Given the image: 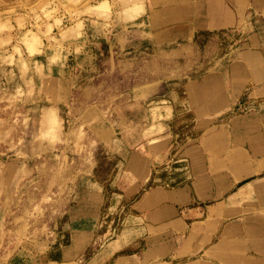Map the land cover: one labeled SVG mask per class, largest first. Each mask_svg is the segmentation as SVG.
Here are the masks:
<instances>
[{
	"label": "rangeland",
	"instance_id": "obj_1",
	"mask_svg": "<svg viewBox=\"0 0 264 264\" xmlns=\"http://www.w3.org/2000/svg\"><path fill=\"white\" fill-rule=\"evenodd\" d=\"M100 1L13 0V9L0 12V264H260V204L239 203L231 212L228 202L214 201L202 208L205 213L183 206L180 216L192 224L175 249L164 247L173 239L167 228L166 234L158 232L159 249L109 261L108 246L125 229L124 212L119 215L124 204L115 209L113 203L115 211L107 217L109 201L101 207L99 187L92 183L110 180V197L119 191L116 180L133 186L140 179L137 197L152 184H144L150 170L142 169L143 160L152 157L158 172L153 189L163 187L173 196L182 187L175 174L188 170L187 161L174 162L191 158L185 149L198 145L200 163L207 162L211 175L230 163L264 162L261 125L251 131L250 154L229 151L238 144L239 119L256 108H235L227 99L228 73L240 69L244 52L264 56V0H228L237 8L238 26L195 34L173 27L181 19V11L173 9L176 0H143L139 16L123 0H109V13L86 11ZM188 14L192 24L196 11ZM79 21V36L63 34ZM47 24L53 39L43 34ZM26 29L41 32L40 55L31 57L20 41ZM54 46L66 58L52 63ZM196 88L205 101L200 107L192 102L189 113L178 106L170 131L179 138L171 149L170 140L162 150L155 148L151 142L162 139L163 122L172 115L155 118L152 110L181 104L188 95L194 99ZM259 107L256 112L263 114L264 105ZM159 124L162 130H151ZM116 165L123 173L110 177ZM162 173L168 175L161 178ZM85 233L91 238L87 248L79 251L78 238L71 246L75 234Z\"/></svg>",
	"mask_w": 264,
	"mask_h": 264
},
{
	"label": "crops",
	"instance_id": "obj_2",
	"mask_svg": "<svg viewBox=\"0 0 264 264\" xmlns=\"http://www.w3.org/2000/svg\"><path fill=\"white\" fill-rule=\"evenodd\" d=\"M81 1L82 0H72L75 5L79 4ZM123 1L126 3H132L133 11L137 14V16L145 12L143 0ZM150 1L151 4L153 2L157 4L158 1L162 0ZM173 1L175 0H172V2ZM189 1L190 0H176L177 4L173 9L181 11V13H179L181 19L175 22L173 27L181 29L186 28L187 31H192L193 34H195L206 31L233 29L237 27L240 22L237 8H235V6L228 0H193L191 3ZM15 5L16 3H14L13 0H0V12L6 10L8 7L13 9ZM19 8L20 7H18V9ZM191 8L196 11V18L192 24L188 22V18L191 16L188 12ZM19 10H22V8ZM110 10L111 5L109 0H102L99 3L88 7L86 11L93 13H109ZM57 24H60V21H58ZM82 28L83 22L79 21L74 26L64 30L63 34L75 32L79 36ZM1 29H3V27L0 25V30ZM52 30L53 26L51 24H47V30L43 31L44 36H49V38L53 39L54 37H51L50 35ZM20 41L25 45L31 57L40 55L43 52L44 43L41 32H35L33 29H26L22 36H20ZM28 48H32V51ZM15 50L20 56V59H23L22 47L17 45L15 46ZM50 54L52 55V63L66 58V55L62 53V49H59V46L52 47ZM10 57V59L13 60V54H11ZM23 62L26 65L24 59ZM241 70L243 72L238 73ZM228 77L229 84L227 99L230 100V103L235 108L238 106L252 108L253 106V108H256L257 110L258 106L262 107V105H264V98L261 97H264V56L260 51L244 52V58H242V62L240 63V69L237 67L231 69L230 73H228ZM195 90L196 93L194 95V99H191V96L188 95V98L181 104L169 102V104L162 106L161 108H154L152 110V114L155 118L164 117V114L169 113L172 115L171 119H166L163 122V125L166 126V133L162 136V139H154L151 142L154 143L155 148L162 150L167 146L168 141L170 140L167 149H171L176 140L179 138V134H175L170 131L173 119L177 115L178 106L181 105L182 107H185L186 112L189 113L190 109H188V107L192 102H194L193 106L196 105L197 107H200L202 104H200V102L205 101V95L202 88H196ZM214 92L217 91L214 90ZM259 92H261V94H259ZM262 102L263 104H261ZM159 109L160 111H158ZM256 110L254 111L255 113L247 114L239 119L242 121L243 125L241 126L239 132L236 131L237 136L234 137L238 144L230 148L229 151H232L231 149L234 148L238 149L240 153H242V150H245L244 153H247L248 147L250 148V146H248V142H250V138L253 135L251 131H253L254 128H258L259 125L264 126V113H258ZM258 115L261 116L262 119L259 118ZM162 128V125L159 124L154 125L151 130L160 131ZM166 150H164L163 153H165ZM185 150L190 153L189 155L191 158H183L182 160H178L174 163L177 164L180 161H187L188 170L185 172L184 169L186 168L178 169L181 170V173L175 174L176 179L182 187L171 192L173 196H168L166 191H161L163 187L156 186L153 189L155 186L154 183L157 179L152 178H156L158 172L155 170L157 165H153L155 162L152 157H146L142 162L143 171H146L148 168L150 170L148 175L150 178L147 179L144 184L148 183V181H152V184L149 188L144 189V191L148 190L146 193H139L137 197H135V194L138 192V189H141L143 183L140 179H137V184H133V186H128L129 183L127 180H124V178L116 180L114 187L117 185L119 191L117 193L113 192L110 197H106L107 189L112 185L109 183L110 180L104 182L96 181L95 183H92L93 186L97 185L99 187V201L101 202V207L105 206L109 201L110 206L108 207L109 212L107 217H110V215H112L111 213L115 211L111 212L113 203L115 204V209L119 208L122 203L125 205L120 208L119 213L121 216L124 212L123 226H125V229L121 231V234L117 237L118 239L113 241L108 246L109 251H111L108 255L109 261L115 258H132L137 256V254L143 250L159 249L160 246L155 244V240L160 238L158 232L166 234L168 232L167 228L169 233L173 234V239L170 244L165 242L164 247L175 249L176 243L179 239H184L186 237V233H188L192 224L189 222L188 218L180 216L182 213L180 210L183 206L192 205L195 208L193 210H201L205 213V210L202 208H207L208 206H206V204L212 201L217 202V206L224 203L227 204L228 202L231 212L234 211V209H237V211L239 210V208H236L239 203H246L249 205L260 204V209L262 210L263 215L261 220L264 224V177H260L264 176V162H262V160L257 161V163H243L242 165H239L238 163H230V165H226V167L221 166L214 174L211 175L207 162L203 165L200 163L201 156L199 145ZM184 151L182 152L183 155ZM139 155V152H136L134 155V164L132 165L134 170L138 168L137 162L140 163L141 161V157ZM192 162H195V164ZM128 166L130 167V165ZM254 167H256V173L253 172L255 170ZM245 171L247 173L244 174L243 172ZM122 173V168L116 165L110 177L114 175L115 177L118 175L120 176ZM153 175L156 176L153 177ZM167 175V173H162L161 178ZM133 176L136 177L137 174L133 173ZM191 178H194V180L192 179L193 181L189 183L186 182ZM167 179L168 178H166L165 181ZM114 180L112 182L115 183ZM159 180L162 181L161 179ZM122 188H124V190ZM130 199L134 200L131 201ZM182 199V204H178L177 202ZM195 204L199 207H196ZM189 211L191 212V210ZM120 219L121 218H119V221ZM262 229V244L260 249L264 252V227ZM115 231L116 228L114 229V232ZM76 238L79 240V251H81L84 247L87 248L91 239L89 233L81 235L75 234L71 246L75 244ZM260 264H264V254L262 255Z\"/></svg>",
	"mask_w": 264,
	"mask_h": 264
}]
</instances>
